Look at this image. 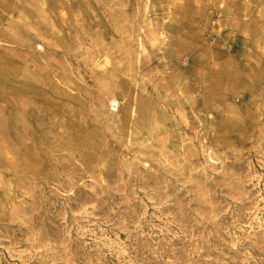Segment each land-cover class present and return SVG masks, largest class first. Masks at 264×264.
Segmentation results:
<instances>
[{
  "label": "rangeland",
  "instance_id": "obj_1",
  "mask_svg": "<svg viewBox=\"0 0 264 264\" xmlns=\"http://www.w3.org/2000/svg\"><path fill=\"white\" fill-rule=\"evenodd\" d=\"M0 264H264V0H0Z\"/></svg>",
  "mask_w": 264,
  "mask_h": 264
},
{
  "label": "built area",
  "instance_id": "obj_2",
  "mask_svg": "<svg viewBox=\"0 0 264 264\" xmlns=\"http://www.w3.org/2000/svg\"><path fill=\"white\" fill-rule=\"evenodd\" d=\"M112 108H113V109H117L118 106H117L116 104H114V105L112 106Z\"/></svg>",
  "mask_w": 264,
  "mask_h": 264
}]
</instances>
